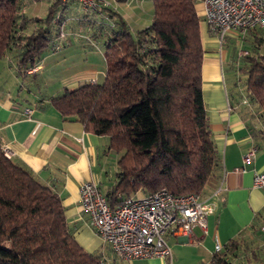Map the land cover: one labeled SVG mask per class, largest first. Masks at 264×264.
<instances>
[{"label": "trees", "instance_id": "16d2710c", "mask_svg": "<svg viewBox=\"0 0 264 264\" xmlns=\"http://www.w3.org/2000/svg\"><path fill=\"white\" fill-rule=\"evenodd\" d=\"M19 8L20 0H0V54L18 44L22 68L66 36L55 38L59 17L53 9L35 31L18 36ZM104 14L114 19L102 32L103 79L66 88L50 98L51 105L85 131L108 137L107 150L119 156L114 183L104 193L111 208L161 187L176 195L201 194L221 162L201 88L204 48L195 0H152L150 22L134 31L120 16ZM96 22L101 27L103 20ZM243 58L244 91L264 121V54ZM240 242L227 241L210 264H235L229 255ZM247 253L249 261L264 264V247ZM0 264H104L100 251H86L76 241L59 195L6 156L1 143Z\"/></svg>", "mask_w": 264, "mask_h": 264}, {"label": "crops", "instance_id": "0c3cea01", "mask_svg": "<svg viewBox=\"0 0 264 264\" xmlns=\"http://www.w3.org/2000/svg\"><path fill=\"white\" fill-rule=\"evenodd\" d=\"M104 1L107 9L103 12L111 11L114 17L123 18L131 31L146 26L151 20L152 0ZM55 2L20 0L18 36L35 31L44 24L41 19L53 9V15L59 17L56 23L65 22L66 37L59 47L45 48L33 65L22 68L18 67L21 54L18 44L0 54V143L10 151L9 157L15 163L26 167L59 195L68 226L79 245L89 252L100 251L104 264H210L215 244L224 246L230 239L245 244L259 238L260 246L264 247V230L261 229L264 190L252 185L254 172L264 170V121L252 117L245 105L248 102L229 96L231 75L227 66H231L232 60L226 46L220 45L209 31L202 0H195L204 48L201 88L221 162L205 191V197H211L214 203V213L207 216L205 232L195 227L189 236L166 235L170 259L124 260L102 241L88 215L80 208L79 187L84 181L94 180L105 193L114 183L119 156L107 150L106 135L85 131L80 122L63 118L51 105L50 98L66 88L103 79L105 60L103 53L98 52L99 41L105 38L102 32L110 31L105 22L114 18L102 11L100 14L82 11L76 1H60L57 5ZM53 19L51 37L56 34ZM101 19L100 27L96 21ZM226 36V43L232 39L253 46L258 42L259 47L264 44V31L260 29L248 30L244 35L232 31ZM37 78L43 79L45 92L37 90ZM26 108L30 111L26 112ZM251 148H255L254 157L243 164V156ZM241 167L243 171L236 170ZM105 180L109 184L102 185Z\"/></svg>", "mask_w": 264, "mask_h": 264}, {"label": "built area", "instance_id": "2783aa9c", "mask_svg": "<svg viewBox=\"0 0 264 264\" xmlns=\"http://www.w3.org/2000/svg\"><path fill=\"white\" fill-rule=\"evenodd\" d=\"M76 1L82 11H97L107 5L104 0H60ZM202 12L208 29L220 45L226 35L235 32L244 35L251 29H264V0H202ZM54 22L57 18L53 19ZM64 20L58 22V41L66 36ZM248 54L239 50L238 57ZM94 81V80H92ZM244 92L241 101L247 103ZM26 112L30 110L25 109ZM6 156L10 151L3 147ZM255 153L251 148L243 156L242 162H250ZM243 171L244 168H236ZM253 187L264 190V170L255 171ZM220 188L213 193L216 195ZM211 197L198 193L176 195L161 187L141 197L132 195L111 208L100 184L94 180L82 182L79 187L80 208L88 215L102 241L121 259L132 261L138 258H171V249L166 235L174 233L189 236L195 227L206 231L207 216L214 213ZM264 230V225L261 226ZM223 248L216 243L214 252Z\"/></svg>", "mask_w": 264, "mask_h": 264}, {"label": "rangeland", "instance_id": "374dc122", "mask_svg": "<svg viewBox=\"0 0 264 264\" xmlns=\"http://www.w3.org/2000/svg\"><path fill=\"white\" fill-rule=\"evenodd\" d=\"M262 30V29H260ZM227 40V36L225 38V42H224V46H226V48L229 51V55L231 58V66L228 65L227 66V72L228 74L230 73L231 75V79L229 81V96L232 98L233 96L236 97V99H238L239 101L241 100V98L243 97V93L245 92V85H244V81L246 78V73L243 69V66H245V61L243 58H238V51L239 50H247L249 52L250 56H255L258 52V54H264V44H261V46L259 47V45L253 46V44H249L248 42L241 44L238 42H234L232 41V39H228V42L226 43ZM106 50V47L103 45L102 41H99V53H103ZM100 58V60H102L101 56H98ZM230 67V68H229ZM226 70V69H225ZM43 79L41 80L40 78H37V90H40L42 92H45L46 90V86L45 84L42 82ZM247 94V93H246ZM247 100L248 103L245 104L246 106H248L249 109V113L252 115V117L254 118H259V111L256 110V106L255 103H253L250 99V97L247 95ZM260 119V118H259ZM108 171V169H107ZM211 180V178L209 179V181ZM209 181L207 182L205 188L203 189L201 196L205 197V191L208 190V187L210 186ZM109 181L105 180L102 182V185H107ZM144 193L141 192H137L135 194H133V197H141L143 196ZM253 240V239H252ZM251 249L257 250V252L261 253L262 247L260 246V240L258 238V240L256 241H248V243L246 242L245 244H241L240 247L234 252V254L229 255V258L232 262H234L235 264H254L253 262L249 261V259L251 258L247 252H249ZM261 256V255H260Z\"/></svg>", "mask_w": 264, "mask_h": 264}]
</instances>
